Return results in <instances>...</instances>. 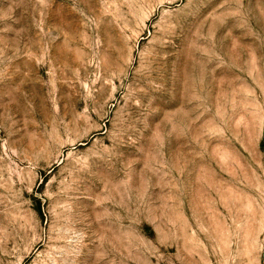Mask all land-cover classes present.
I'll return each mask as SVG.
<instances>
[{"label":"rangeland","instance_id":"374dc122","mask_svg":"<svg viewBox=\"0 0 264 264\" xmlns=\"http://www.w3.org/2000/svg\"><path fill=\"white\" fill-rule=\"evenodd\" d=\"M0 264H264V0H0Z\"/></svg>","mask_w":264,"mask_h":264}]
</instances>
